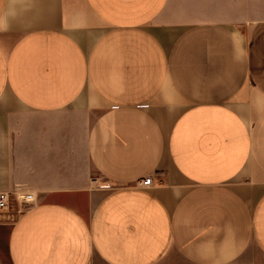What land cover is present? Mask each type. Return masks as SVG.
Listing matches in <instances>:
<instances>
[{"label": "crops", "instance_id": "obj_1", "mask_svg": "<svg viewBox=\"0 0 264 264\" xmlns=\"http://www.w3.org/2000/svg\"><path fill=\"white\" fill-rule=\"evenodd\" d=\"M18 190L0 264H264V0H0Z\"/></svg>", "mask_w": 264, "mask_h": 264}, {"label": "built area", "instance_id": "obj_2", "mask_svg": "<svg viewBox=\"0 0 264 264\" xmlns=\"http://www.w3.org/2000/svg\"><path fill=\"white\" fill-rule=\"evenodd\" d=\"M142 187H152V178L144 179ZM36 201L35 195L31 192L18 190L16 192H0V221H11L15 223L19 217L30 210Z\"/></svg>", "mask_w": 264, "mask_h": 264}, {"label": "rangeland", "instance_id": "obj_3", "mask_svg": "<svg viewBox=\"0 0 264 264\" xmlns=\"http://www.w3.org/2000/svg\"><path fill=\"white\" fill-rule=\"evenodd\" d=\"M5 222H7V223H11V224H14V223H12L11 221H5Z\"/></svg>", "mask_w": 264, "mask_h": 264}]
</instances>
